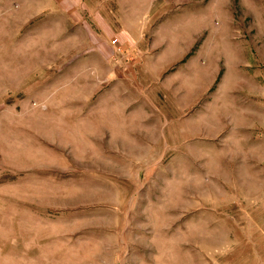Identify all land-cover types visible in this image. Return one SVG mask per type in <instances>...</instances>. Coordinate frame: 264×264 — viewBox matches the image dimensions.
<instances>
[{"label":"rangeland","instance_id":"obj_1","mask_svg":"<svg viewBox=\"0 0 264 264\" xmlns=\"http://www.w3.org/2000/svg\"><path fill=\"white\" fill-rule=\"evenodd\" d=\"M0 264H264V0H0Z\"/></svg>","mask_w":264,"mask_h":264},{"label":"built area","instance_id":"obj_2","mask_svg":"<svg viewBox=\"0 0 264 264\" xmlns=\"http://www.w3.org/2000/svg\"><path fill=\"white\" fill-rule=\"evenodd\" d=\"M114 41V40H113Z\"/></svg>","mask_w":264,"mask_h":264}]
</instances>
